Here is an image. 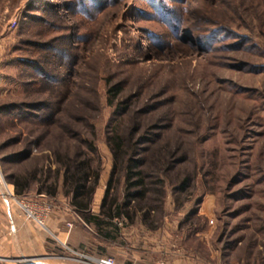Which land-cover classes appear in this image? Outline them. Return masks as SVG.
Returning <instances> with one entry per match:
<instances>
[{
    "label": "rangeland",
    "instance_id": "rangeland-1",
    "mask_svg": "<svg viewBox=\"0 0 264 264\" xmlns=\"http://www.w3.org/2000/svg\"><path fill=\"white\" fill-rule=\"evenodd\" d=\"M33 60L53 61L56 86L33 76L24 64ZM0 61V106L48 107L0 112L1 195L24 216L22 206L49 207L48 217L70 205L57 161L78 148L101 171L103 196L113 168L107 141L137 123L158 138L144 154L146 171L158 169V158L162 168L171 162V183L161 208L146 220L137 213L114 244L98 246L104 256L122 264H264V0H0ZM27 113L52 115L53 123ZM27 150L32 158H16ZM122 176L109 199L124 200ZM15 178L29 180L24 195ZM159 179L148 180L152 190ZM93 257L79 252L76 264ZM44 258L14 264L55 263Z\"/></svg>",
    "mask_w": 264,
    "mask_h": 264
},
{
    "label": "trees",
    "instance_id": "trees-1",
    "mask_svg": "<svg viewBox=\"0 0 264 264\" xmlns=\"http://www.w3.org/2000/svg\"><path fill=\"white\" fill-rule=\"evenodd\" d=\"M96 1V0H93ZM86 7V5H85ZM50 50V47L41 46L40 48ZM57 59V57L55 58ZM53 61H26L24 64L28 66L30 72H34L33 76L39 78L42 82L49 84L50 86H56V82L61 80V77L56 76L55 71H52L51 66ZM58 80V81H57ZM113 97L109 100V106H112L114 98L120 93V88L110 89L108 93ZM128 102H126L123 108H127ZM34 110L35 112L48 110L47 105L38 104L34 106L22 105V106H0V112H19L21 109ZM122 110V109H121ZM30 114V113H29ZM27 118L35 119L40 121L43 125H50L53 123L50 115L47 119L42 120L39 117H34L29 115ZM134 126L126 134L122 136L118 132V128H115L114 137L108 139L107 143L109 149L113 156V168L111 175L106 185V190L104 197L100 206L99 215H91V207L93 204V199L97 191L101 171L94 170L92 168V161L88 159L81 148H78V151L73 157H62L60 161H57V164L63 166V187L65 189V196L70 199V205L78 213L82 215L83 222L87 225H93L97 230L99 235H102L106 238H116L118 237L121 231V225L131 223L134 217L137 216V213H143V218L149 216L150 212H155L158 208H161V205L164 201L165 195V186L167 182L171 183L168 179V173L172 169L168 165L165 168H162L160 165L161 161L159 158L158 169L155 171H146L148 161H146L144 154H148L151 151V147L156 143L158 139L154 133L144 132L140 133L141 127L137 123H133ZM157 138V139H156ZM147 148V149H146ZM176 155H172L170 159L174 158ZM17 159L28 160L31 157L29 150L26 152L17 155ZM15 158V159H16ZM179 161H176L174 164H179ZM117 175H123V181L125 185L124 191V200L121 201L118 198L109 199L111 196V191L113 185L115 184V177ZM151 177L160 178L158 180L161 188L159 191L152 190L148 183V180ZM93 178V179H92ZM116 182L119 183L118 180ZM189 180L184 179L179 183V189L182 191L188 186ZM155 184V183H153ZM13 186L17 195L21 196L27 193L31 184L29 180L15 178L13 181ZM58 191L57 184L50 185L48 193L50 196H54ZM155 192L157 196L155 198H148L150 193ZM152 203V204H151ZM155 204V206H154ZM158 204V206L156 205ZM132 210V211H131Z\"/></svg>",
    "mask_w": 264,
    "mask_h": 264
},
{
    "label": "crops",
    "instance_id": "crops-1",
    "mask_svg": "<svg viewBox=\"0 0 264 264\" xmlns=\"http://www.w3.org/2000/svg\"><path fill=\"white\" fill-rule=\"evenodd\" d=\"M1 191L2 186L0 185V259L14 264L18 257L40 259L54 256V264H76L79 252H88L94 255L90 259L91 264H104L107 260L104 252L108 251L98 246L114 244L117 237L106 238L99 235L93 225L88 228L96 230L95 238L84 234L83 225H78L77 215L73 212L71 205L56 207L50 216L39 222L24 216L15 207L14 199L10 196L3 197ZM103 197L104 195H98L97 190L91 207V215H99ZM59 202L62 203L60 199ZM125 230L121 229L119 236L122 232H126ZM115 264L122 263L115 261ZM134 264L140 263L135 262ZM144 264L154 263L148 261Z\"/></svg>",
    "mask_w": 264,
    "mask_h": 264
},
{
    "label": "built area",
    "instance_id": "built-area-1",
    "mask_svg": "<svg viewBox=\"0 0 264 264\" xmlns=\"http://www.w3.org/2000/svg\"><path fill=\"white\" fill-rule=\"evenodd\" d=\"M28 207V206H27ZM26 206H22V208L24 209L25 211V215L26 217L32 219V220H35V221H43L47 215H49L50 213V208L49 207H44V209H41V212H38L37 211H33L32 209H30L29 207L27 208ZM104 264H115L114 260L113 259H107Z\"/></svg>",
    "mask_w": 264,
    "mask_h": 264
}]
</instances>
